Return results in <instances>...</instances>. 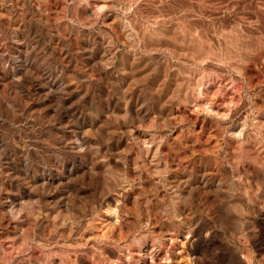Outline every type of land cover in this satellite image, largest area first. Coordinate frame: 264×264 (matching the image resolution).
Segmentation results:
<instances>
[{
    "label": "rangeland",
    "instance_id": "1",
    "mask_svg": "<svg viewBox=\"0 0 264 264\" xmlns=\"http://www.w3.org/2000/svg\"><path fill=\"white\" fill-rule=\"evenodd\" d=\"M0 264H264V0H0Z\"/></svg>",
    "mask_w": 264,
    "mask_h": 264
}]
</instances>
